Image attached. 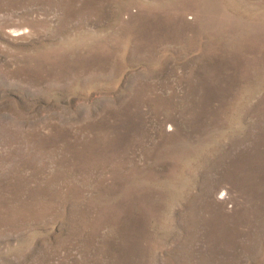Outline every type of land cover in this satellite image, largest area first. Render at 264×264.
I'll return each mask as SVG.
<instances>
[{
  "label": "rangeland",
  "instance_id": "obj_1",
  "mask_svg": "<svg viewBox=\"0 0 264 264\" xmlns=\"http://www.w3.org/2000/svg\"><path fill=\"white\" fill-rule=\"evenodd\" d=\"M0 264H264V0H0Z\"/></svg>",
  "mask_w": 264,
  "mask_h": 264
}]
</instances>
